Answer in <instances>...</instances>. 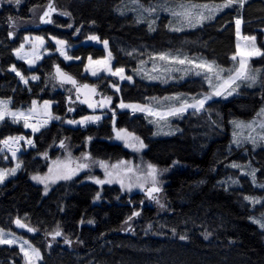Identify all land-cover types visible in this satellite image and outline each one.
Listing matches in <instances>:
<instances>
[{"label":"trees","instance_id":"obj_1","mask_svg":"<svg viewBox=\"0 0 264 264\" xmlns=\"http://www.w3.org/2000/svg\"><path fill=\"white\" fill-rule=\"evenodd\" d=\"M160 1L141 3L150 7ZM49 2L22 0L17 5L0 0V98L10 99L14 109L23 107L39 115L60 117L47 124H34L39 127L37 132L32 127L0 125V141L24 137L7 145L0 143V156L22 163L18 176L0 186V229H10L17 219L37 229L29 241L41 253L40 264H264V235L241 204L240 193L218 185L227 166L240 154L228 150L231 122L249 121L264 106V75L251 89L242 85L238 97L209 104L215 112L211 113L212 121L205 119L196 129L183 122L181 133L164 138L152 137V130L148 131L144 123L134 125L127 121V113L120 111L98 128L66 126L65 121L80 119L87 110L70 106L67 96L54 90L52 84L54 70L59 68L79 84L93 86L100 95L112 98L111 108L115 110L117 104H146L150 97L194 92L196 89L188 84H146L133 72L142 56L169 48L227 66L237 51L240 35L255 36L264 51V0H248L242 9L225 11L202 29L176 35L169 31L166 17L158 20L154 31L145 23H137L136 15L129 12L130 0H51L58 11L70 15L55 17L44 27L33 25L35 13ZM169 2L174 4L175 0ZM236 18L242 21L239 36ZM89 36H96L99 42L89 40ZM104 41L108 42L107 50ZM61 51L71 59H65ZM109 52V66L113 70L123 68L131 80H121L94 63L106 60ZM254 64L264 72V57ZM13 67L24 77H38V82L23 87L10 72ZM93 70L97 75H92ZM110 121L146 145L138 150L146 163L167 169L160 176L164 210L149 206L142 195L123 194L115 186L99 189L75 181L58 184L45 194L32 182L31 176L45 169L40 157L63 139L78 144L91 140L90 152L95 157L99 154L118 160L137 156L132 147L106 142L112 136ZM29 139L34 146L27 143ZM251 158L257 179L264 181V149ZM242 187L244 195L257 192L246 180ZM134 212L140 214L133 217ZM57 225L62 235L53 240L51 233ZM206 233H210L207 239ZM65 236L72 242L70 246L64 243ZM0 264H22V257L16 248L0 246Z\"/></svg>","mask_w":264,"mask_h":264},{"label":"rangeland","instance_id":"obj_2","mask_svg":"<svg viewBox=\"0 0 264 264\" xmlns=\"http://www.w3.org/2000/svg\"><path fill=\"white\" fill-rule=\"evenodd\" d=\"M162 2V1H160ZM158 3V2H157ZM156 3V4H157ZM221 3V2H219ZM170 5H174L171 2H169ZM153 6V5H151ZM130 7L134 8L135 6L132 5L130 3ZM234 8H238V6H234L232 8H227L224 9L222 12H218L216 13L215 17L212 20L209 21H205L203 23L202 26H197V27H187L184 26L183 30L179 31V32H175V31H170L173 34H185L191 31H195V30H199L202 29L204 26L212 23L215 18L217 16H219L220 14H222L225 11L228 10H232ZM47 10V7L44 10H38L34 17H33V25H36L38 27H44L47 25H50L52 23H42L40 20V16L43 15L44 11ZM60 11L57 10V12H54L51 14V20L53 21L55 17L60 16L58 13ZM132 12L134 15H136V18L142 16L145 19V23L146 25H148V22L155 20V23L153 24V28L155 29V26L158 22V20L161 17H166L168 18V20H172L173 17H171L167 12L165 11H158L157 13H153L152 15H149L147 12H140V11H129ZM63 16V15H62ZM31 24V25H32ZM30 25V26H31ZM175 26L179 27V24H176ZM255 37V36H254ZM237 44L240 45L241 51H245L251 48L253 41L252 40H245L243 39V36H239V39L237 40ZM255 44L257 47L260 48V43L258 42L257 38L255 40ZM160 53H169L172 56H180L181 58H183L184 56H187L189 58H200L203 60H207L204 58H201L199 56H195L192 54H189V52L183 50V49H175V48H169L166 49L164 51H158ZM156 55H151V56H147L144 57L142 56V60L138 62L135 71L133 72L134 77L139 80L142 81L146 84H158L161 86H168L170 84H188L191 87H194L196 89V91L192 92L190 91L189 93H181V94H170L167 96H154L156 97L158 100L161 101V103H156L155 101H153L150 97L146 104H139L141 106L144 105H148L150 107H153L154 109L157 110H165L168 106L172 105V104H177L178 106V102L176 101H164L163 98L164 97H170V96H180L182 99H188L189 102H192L189 98L190 97H197V98H201L204 94H209L211 93L212 89L209 87L207 81L202 77V76H197L194 75L192 73H186L184 72L182 69L185 67L183 65L177 64L175 62L172 61H162L159 59H152L150 57H153ZM231 57V56H230ZM229 57V61L230 64H228L227 66H223L225 68H230L233 66V61L230 59ZM260 58V56H256V57H252L250 59V63L251 65L255 66L254 62L256 60H258ZM237 60H239V57H237ZM210 61V60H207ZM11 69V68H10ZM57 68H55L54 70V76H53V86H54V90L60 91L62 92L64 95L67 96V101L68 104L70 106H74L76 105H80L82 107H84L87 110V114L80 118V119H70L65 121V125L66 126H70L72 128H79L80 130H86L87 128H98L100 127L104 121L106 119H110L112 121V119L117 116L116 112H126L127 113V121L128 122H133L134 125H139L140 123H144V127H146V129L152 130V137L155 138H164V137H170L172 135H175L177 133H181V126L180 124L185 122L186 124L189 123V127L192 129H196L195 126L197 128V125H199V123L201 121H204L205 119H207L208 121H212L211 119V113H215L214 110L210 109L208 106L209 104L212 105L215 102H220V103H224L227 102L235 97H238L241 94V88L237 89V92L234 93L232 96L227 97L226 99L223 97H213L212 99L208 100L205 104V110L201 111L200 113H196L193 114V109H188L186 111V113L183 116H179V117H170L167 121V123L161 121L160 123V127H157L156 123H150V120H154V117L148 116L146 113L143 112H133L132 109L130 108H121L119 107V105H116V110L111 108V100L112 98L109 100L105 99V98H109L107 96H102L100 95L97 90L95 91V93H92L86 89H81V91L79 93H77L76 88L71 84V83H61L60 80L62 79L61 77L58 76ZM17 71V70H16ZM12 74H14L18 81L20 82V84L23 87L28 88L29 85L31 83H37L38 82V77L37 79H32V77H36V76H29V77H24L25 80L27 81V83H25L24 81H22L20 79L19 76L16 75V72L14 71H10ZM63 72V71H61ZM64 73V72H63ZM22 75V74H21ZM68 75V74H67ZM23 76V75H22ZM74 79V78H73ZM75 80V79H74ZM78 85H83V84H79L77 82ZM244 86V85H243ZM247 89H251L252 87H247L245 86ZM96 89V88H95ZM104 101L103 106H101V101ZM0 101H7V111L8 112H20V113H24L25 116H27V123L30 125H34L36 123L39 122H43L45 120H51L52 118L50 116H45V114H36L34 112H32L30 109L28 108H23V107H19V108H12V101L10 99H1ZM81 101H87L85 103H81ZM89 104H92V107H89ZM135 105V104H133ZM70 115H73L75 113L74 108H71L70 111ZM86 117H99V120H97L95 123L91 122V121H86L83 124L81 123H69L68 121H84ZM255 117H253L251 120H253ZM258 119V118H257ZM249 120V121H251ZM14 118L12 116L7 115V113H5L4 115V119L0 120V125L3 123H8L10 125H14V126H24L25 125V119L23 117L18 119V122H13ZM109 122L108 126L110 127V131L112 132V136L110 139L106 140L107 143H112V144H117L120 146H125V143H129V144H133L135 143L136 148H139V141H133V140H129L127 137H125L124 139H117L116 138V133L118 130V128L115 127V121L114 122ZM249 121H243L245 123L249 122ZM181 128H180V127ZM215 126H217L215 124ZM125 130V129H124ZM126 132L130 133L129 131L125 130ZM234 132L239 133L238 137H234ZM249 130L248 129H236L234 127V125L231 123V133H230V144H229V153L234 152V151H240L238 160L235 162H232L229 164L228 167V171L225 174V176L221 179V181L218 183V185L220 187H222L223 189L227 190V191H238L241 195V204L243 206H245L246 208H248V210L251 213V221L252 218H258L261 216V212H264V205L262 204H255L253 205L252 203H250L248 200H245V197H250V198H255V199H259L262 202H264V187H262V185H264V181H259L257 179V170L256 168H254L253 164H252V158L251 155H254L258 150H262L264 149V142L258 141V143L254 146L251 142H248L244 139L245 136L248 135ZM259 132V128L256 129V132L253 133V135H256V133ZM154 133H159L154 135ZM164 133H173V134H169V135H165ZM132 134V133H131ZM134 135V134H133ZM193 135H197V133H193ZM136 137V136H135ZM234 138H238L240 140V144L237 145L236 143H233ZM98 140L102 139V138H97ZM95 140V139H94ZM104 140V139H103ZM61 141H63L64 143V147H61ZM60 142L52 145V147L49 148V150L40 157L41 161L44 164L45 169L42 172L39 173H35L34 175L31 176V180L33 183L39 185L40 187H42L44 193H45V185H47V193H49L54 187H56L58 184H62V183H69V182H75L78 181L82 184L84 183H88V184H92L95 185L96 187H98L99 189L107 186H115L117 187L123 194L126 193L128 195H134V194H139L142 195V197L144 198L143 200L149 205V206H155L157 208H159L160 210H164V208H161L159 204H157L154 200H150L148 199V197L145 195V193L143 191H141L138 187H133L131 191H128L127 189V185L129 183V180L127 178L124 179V183H125V188L122 189L120 186L119 182H116V180H114V182L112 183H105V184H97L94 182V179H100V180H104V179H108V177L106 176V171L107 172H112L113 175L115 176L116 171H118V169H113L111 167V165H118L120 164L121 161H124L125 163L120 165V168H127V167H132L133 169L136 168L137 165H139L141 168H144L146 170V165L148 163H146L144 161V159L141 157V154H139V151L136 152L137 156L131 155V157L129 159H118V160H111L109 157L104 158L101 155H97V157L93 156L90 152V145L92 143V141L90 140H86V141H82L79 144L78 143H72L71 141L67 140H61ZM128 148V147H127ZM140 150V149H139ZM242 151V152H241ZM249 151L252 153L251 155H249ZM84 154H88V156L90 157L89 160H83V156ZM71 161V167L75 168L77 163H86L89 165L88 168H85L83 170H80L76 173V175L72 176V178L70 180H64V179H55V182H53L54 176L52 174L49 173V168L54 166V162L55 161ZM98 162H103L104 164L108 165V168H102L100 167V163ZM17 163L20 164L19 169L16 170V174L14 176H8L4 182L2 184H0V186L4 185L7 181L16 178L18 176V174L21 172L22 170V163L21 162H10L7 158L0 156V170H4L5 172H7L9 169H13L16 168ZM232 164H237L240 167L238 168H233L231 167ZM255 172V181H253L252 178V173ZM33 176H40V177H49V179H46L44 181V183H39L37 181H34L32 179ZM129 176H131V173H129ZM159 181L161 182L159 184V187L161 188V191L156 194L157 197L160 199L161 203L164 204L163 202V186H162V181H161V177H158ZM246 180L248 182V184L252 187V189H254L256 192L255 195H244V188L242 187V181ZM132 180L135 181V177L132 176ZM232 181H236V183H233ZM149 186V184H145V188H147ZM46 193V194H47ZM254 224V223H253ZM264 235V231H262L259 226L257 224H254ZM4 232L7 233H12L13 237H7L6 238H18L16 239V242L14 244H0V246H5V247H9V248H16L21 257H22V264H27V261L25 260L24 254L20 251V247L23 243V240H27L29 244H31V242L29 241V237L31 235V232L27 231V228H20L18 227L15 223L12 225V227L10 229L4 230ZM32 247L36 248L33 244H31ZM26 249H27V245H23ZM37 249V248H36ZM42 261V259L40 260H34L33 264H40Z\"/></svg>","mask_w":264,"mask_h":264},{"label":"snow or ice","instance_id":"obj_3","mask_svg":"<svg viewBox=\"0 0 264 264\" xmlns=\"http://www.w3.org/2000/svg\"><path fill=\"white\" fill-rule=\"evenodd\" d=\"M9 3H15L19 5L22 0H8ZM131 4L134 5V8L129 9L130 11H140V12H147L149 15H152L153 13H157L158 11H165L167 12L171 17H173L172 20L169 21L168 27L170 31L179 32L183 30L184 26L187 27H197L202 26L205 21L212 20L216 13L222 12L224 9L232 8L234 6H238L239 8H243L244 5L248 2V0H222L221 3H214L213 0H209V2L201 3L199 0H175L174 5L169 4V0H162V2H159L153 6L145 7L144 4L141 3V0H130ZM57 12L56 7L54 4L49 2L47 5V10L44 11L43 15L40 16V20L42 23H53L51 20V14ZM59 15L63 16H69L70 13L67 11H62L58 13ZM121 14H124L123 11H121ZM145 22V19L140 16L137 18V23H143ZM155 23V20H152L148 22V28L149 31H154L153 24ZM242 21L240 18H236L235 24H236V31L237 36L240 35V25ZM176 24H179L180 26H175ZM79 31V30H77ZM12 33H9V36L11 37ZM39 39V38H36ZM89 40L98 41V38L96 36H89ZM245 40H252L253 44L250 49L241 51L240 45L237 44V51L235 54H233L230 59L234 62L233 66L230 68H225L221 65H218L215 61H207L200 58H189L187 56H184L181 58L180 56H172L169 53H160L156 56L150 57L152 59H159L162 61H172L177 64L185 66L182 70L186 73H192L197 76H202L208 83L209 87L212 89L211 93L204 94L201 98H197L195 96L190 97L189 99L192 102H189L188 99H182L180 96H170V97H164V101H176L177 104H172L168 106L165 110H157L153 107H150L148 105L141 106L139 104H121L119 107L121 108H130L133 112L139 111L146 113L148 116L154 117V120H150V123H156L157 127H160L161 121L167 123L168 119L170 117H179L183 116L188 109H193V114L200 113L201 111L205 110V104L208 100L212 99L213 97H223L227 98L229 96H232L234 93L237 92V89L241 87V85L247 86V87H253L257 85L261 81L262 75H264V72H262L259 68H254L253 65L250 63V59L252 57L260 56L264 57V51L261 50V48L257 47L255 44L256 37L252 36H245L243 37ZM57 44L63 45V41H56ZM105 49L108 48V42L104 41ZM23 49V44L20 46V49H17V53L20 52V50ZM131 55V53H128ZM61 55H65L63 51H61ZM237 57H239V60H237ZM65 59H71V57H68L65 55ZM111 59V53L109 52L108 58L106 60H97L94 63L96 65H103V69L107 71L109 74L113 76H119L121 80L128 79L131 80V77H127L124 75V69L123 68H115L114 70L109 66V61ZM91 62V61H90ZM10 71L16 72V75L20 77L22 81L27 83L24 76L21 75L19 71H16V69L13 67L10 69ZM57 74L62 79L60 82L63 83H71L75 88L77 93L81 91V89H86L92 93H95L96 89L93 86H90L88 84L78 85L77 81L74 80L71 76L67 75L66 73L61 72L59 68L56 69ZM92 75H97V71L93 70ZM32 79H37V77H32ZM110 101L111 98H105ZM156 103H161L160 100H158L156 97L151 98ZM87 101H81V103H85ZM7 101H0V120L4 119L5 113L7 115L12 116L14 118L13 122H18V119L23 117L25 119V127H32L33 132L39 131V127H36L34 125H30L27 123V116H25L24 113L20 112H8L7 111ZM101 106H103L104 101L102 100ZM35 105V101L33 102ZM48 102L45 101L44 107L47 108ZM92 104H89V107H92ZM71 111V109H69ZM51 116V114H49ZM54 119H60V117H51ZM258 118V119H257ZM97 120H99V117H86L84 121H68L69 123H81L83 124L86 121H91L95 123ZM47 120L44 121V124H47ZM236 129H248V135L244 137V139L248 142H251L254 146L258 143V141L264 142V106H262L256 113V118L253 120L245 123L243 121H232L231 122ZM259 128V132L256 133V135H253V133L256 132V129ZM159 133H154V135ZM165 135L173 134V133H164ZM239 133L234 132V137H238ZM127 137L129 140L133 141H139L138 137H135L133 134L126 132L124 129H120L116 133L117 139H124ZM24 137H10L9 140H3L0 141V143H3L5 145L9 144V141H18L23 140ZM27 143L29 145H33V142L31 139L27 140ZM233 143H236L237 145L240 144V140L238 138H234ZM61 147H64L63 141H61L60 144ZM126 147H132L135 150L143 149L146 147V145L143 144L142 141H139V148H136L135 143L129 144L125 143ZM2 151V149H0ZM18 151V149H17ZM46 155V154H45ZM13 158L16 157V152H12ZM90 157L88 154H84L83 160H89ZM100 163V167L107 169L108 165L104 164L103 162ZM124 161H121L118 165H111L113 169H118L116 171L115 176L112 172L106 171V176L108 179L100 180V179H94V182L97 184H105V183H112L114 180L116 182L120 183V186L122 189H124L125 183L124 179L127 178L129 180V183L127 185L128 191H131L133 187H138L141 191L145 193V195L150 200H154L157 204L160 205L161 208H164L165 205L161 203L160 199L157 197L156 194H158L161 191V188L159 187V184L161 183L158 179L159 176L163 174V171H167V169L159 170L157 167L153 164H147L146 170L144 168H141L139 165L136 166L135 169L132 167L127 168H120V165L124 164ZM20 164L17 163L16 168L9 169L7 172L4 170H0V184L4 182V180L8 176H14L16 174V170L19 169ZM89 165L86 163H77L75 168L71 167V161H55L54 166L49 168V173L54 176L53 182H55V179H64V180H70L72 176L76 175V173L80 170H83L85 168H88ZM231 167L238 168L240 167L237 164H232ZM129 173H131V176H129ZM132 176L135 177V181L132 180ZM253 181H255V172L252 173ZM32 179L34 181H37L39 183H44L46 179H49V177H40V176H33ZM233 183H236V181H232ZM145 184H149L147 188H145ZM264 187V185H262ZM47 185H45V194L47 193ZM97 198H99V194H97ZM245 200H248L253 205L255 204H262L264 205V202H262L259 199L245 197ZM139 212H134V216H138ZM132 217H129V220H131ZM83 222V221H82ZM89 224H92L93 221L89 220L87 221ZM125 223H128V221H125ZM252 223L257 224L259 228L264 231V212H261V216L258 218H252ZM15 224L20 228L27 227V231L29 232H35L37 229L28 227L21 223V220L17 219L15 221ZM173 233L175 234V230H173ZM62 235V232L60 230L59 225H57L56 229L51 233L52 239L55 240L56 237H60ZM210 233L205 234V239L208 238ZM7 237H13L12 233H5L3 229H0V244H14L16 242V239L18 238H6ZM181 240L186 239L185 236H180ZM64 243L66 245H71V241L65 236L64 237ZM27 245V249L23 246ZM20 251L24 254L25 260L27 261V264H33L34 260H40L41 259V253L38 249L32 247L31 244L28 243L27 240H23V243L20 247Z\"/></svg>","mask_w":264,"mask_h":264}]
</instances>
